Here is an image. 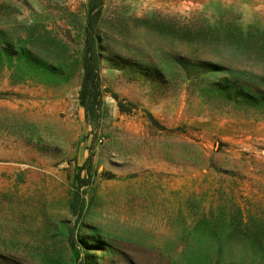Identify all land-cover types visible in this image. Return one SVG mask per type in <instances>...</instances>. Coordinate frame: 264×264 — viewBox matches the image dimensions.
<instances>
[{
	"label": "rangeland",
	"instance_id": "obj_1",
	"mask_svg": "<svg viewBox=\"0 0 264 264\" xmlns=\"http://www.w3.org/2000/svg\"><path fill=\"white\" fill-rule=\"evenodd\" d=\"M87 1L0 0V264H264V0Z\"/></svg>",
	"mask_w": 264,
	"mask_h": 264
},
{
	"label": "trees",
	"instance_id": "obj_2",
	"mask_svg": "<svg viewBox=\"0 0 264 264\" xmlns=\"http://www.w3.org/2000/svg\"><path fill=\"white\" fill-rule=\"evenodd\" d=\"M99 3V0H88L87 4L89 10ZM89 45L85 44V53L82 62V78L79 86V104L83 108L84 118L87 120L92 114V107L95 102V95L99 93V84L97 76V62L98 57L88 48ZM87 48V49H86ZM90 98V99H88ZM120 111L123 110V106L117 103Z\"/></svg>",
	"mask_w": 264,
	"mask_h": 264
}]
</instances>
